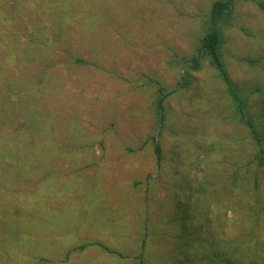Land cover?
Masks as SVG:
<instances>
[{
    "label": "rangeland",
    "instance_id": "1",
    "mask_svg": "<svg viewBox=\"0 0 264 264\" xmlns=\"http://www.w3.org/2000/svg\"><path fill=\"white\" fill-rule=\"evenodd\" d=\"M215 1L0 0V264H264L253 141L208 58L180 85ZM233 2L222 59L264 135V0Z\"/></svg>",
    "mask_w": 264,
    "mask_h": 264
},
{
    "label": "trees",
    "instance_id": "2",
    "mask_svg": "<svg viewBox=\"0 0 264 264\" xmlns=\"http://www.w3.org/2000/svg\"><path fill=\"white\" fill-rule=\"evenodd\" d=\"M233 1L234 0H218L212 4L208 18L209 25L206 28L205 33L201 39V44L197 50V54L193 56L190 61H188V64L184 69V75L182 76L181 82L182 84L180 83V85L182 87H187L189 85L190 79L188 75L189 71H197L199 69L200 60L205 57L208 58L209 64L215 70L217 77L224 85L226 95L230 99L231 104L235 109V114L238 121L246 128L251 140L253 141L255 154L252 162H255L258 167H264V135L258 130L254 122L252 121V117L248 114L246 101L235 88L222 59L221 50L223 45V36L219 25L232 14L234 9ZM79 62H81L80 59ZM9 79L10 78L8 77L1 79V94L5 91H13V89H18V87L13 88V81L12 79ZM155 84L158 87L154 100V108L155 114L158 117V129L161 131L164 127L166 119L167 102L173 94V91H168L166 87L158 80L155 81ZM152 145L154 153L157 156V161L159 162L161 160V148L155 138H153ZM141 245L143 247L144 242H142ZM230 252V250H227V257ZM214 253L215 255L218 254L216 248L214 250ZM237 264L241 263L238 262Z\"/></svg>",
    "mask_w": 264,
    "mask_h": 264
},
{
    "label": "crops",
    "instance_id": "3",
    "mask_svg": "<svg viewBox=\"0 0 264 264\" xmlns=\"http://www.w3.org/2000/svg\"><path fill=\"white\" fill-rule=\"evenodd\" d=\"M0 37H1V32H0Z\"/></svg>",
    "mask_w": 264,
    "mask_h": 264
}]
</instances>
